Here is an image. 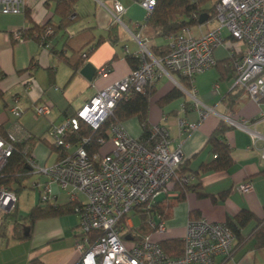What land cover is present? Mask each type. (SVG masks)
<instances>
[{
  "label": "built area",
  "instance_id": "obj_1",
  "mask_svg": "<svg viewBox=\"0 0 264 264\" xmlns=\"http://www.w3.org/2000/svg\"><path fill=\"white\" fill-rule=\"evenodd\" d=\"M139 1L147 15L157 3V0ZM26 4L27 0H0V10L21 13ZM124 11L123 3L115 0V21L122 22ZM214 21L215 24L201 34H194L190 27H185L168 35L169 51L162 57H155L146 42L140 40L137 69L97 91L75 116L50 125L48 132L52 142L66 150L54 162L38 167L32 147L29 143L25 145L24 150L29 151L27 162L33 173L47 177V181L32 182V187L40 188V200H54L51 183L57 182L77 204L75 210L81 232L76 236V245L80 255L74 264H214L217 256L232 254L236 237L227 223L203 217L188 220L183 252L176 256L166 253L160 242L149 235L143 239L124 236L128 215L135 212L136 207L150 206L161 193L170 195V185L176 179L190 183L195 178L193 174L178 173L183 161L182 149L180 144L172 146V134L165 124H152L149 137L144 139L129 134L122 122L113 123L109 137L100 139L103 144L100 152L93 155L88 153L87 137L76 144L67 139L69 133L79 128L81 120L98 128L119 99L128 97L131 89L143 90L148 81L168 75L177 86L184 88L179 76H189L193 82L197 74L215 67L218 61L215 48L227 38L235 41L227 44L234 85L253 100L264 97V0H217ZM14 36L22 38L18 30L14 31ZM112 63V60L105 62L99 73L108 74ZM191 95L201 117L213 111L212 107L200 102L194 88ZM53 107L54 103L47 99L34 103L32 112L36 117L47 116ZM9 109L17 119L7 135L0 134V170L13 152L14 142L30 136L18 120L22 108L15 104ZM226 119L241 127L247 125L246 120ZM179 125L183 131L196 126L185 119H180ZM239 188L250 190L252 183L246 181ZM17 202L15 189L0 182V220L15 210ZM156 216L157 220H152L151 225L154 231L164 232V219L159 214ZM98 231L101 233L96 235Z\"/></svg>",
  "mask_w": 264,
  "mask_h": 264
},
{
  "label": "crops",
  "instance_id": "obj_2",
  "mask_svg": "<svg viewBox=\"0 0 264 264\" xmlns=\"http://www.w3.org/2000/svg\"><path fill=\"white\" fill-rule=\"evenodd\" d=\"M114 1L77 0L75 15L79 18L64 33L57 34L47 46L32 38L18 39L14 36V31L33 25H42L48 20L57 23L59 15L56 12V0H27L25 9L21 13H4L0 10V89L4 93V98L0 99L1 127L8 130L17 119L9 109L10 106L17 104L23 110L18 120L30 134L48 132L52 123H58L65 118L63 110L69 104L80 108L97 91L123 78L132 70L126 54L133 53L140 56L141 41L146 42L147 47L149 42L144 27L148 15L139 0H119L123 3L125 11L121 15L122 22H118L120 27L125 28L123 29L125 39H128L127 36H132V41L121 42L123 34L121 28L119 29L120 39L116 44H113L109 38L103 39L91 51L86 61L92 62L97 67L92 80L79 71L67 83L72 69L50 51L51 46L56 45L60 48L67 36L74 35L83 27L92 26L97 36L106 37L109 26L115 22ZM207 20L191 26L192 32L201 34L215 24L214 19ZM154 42L163 44L167 43V40L166 37H157ZM226 48L227 44L215 48L217 60L228 57ZM110 60L113 61L112 70L106 75L100 74L99 68ZM49 67H53L54 70L53 82H51L52 75L48 71ZM215 67L217 69L215 73H211V79H208L206 86H204L203 75L207 70L197 74L192 82L200 102L213 108V111L204 117L200 116L199 108L195 105L191 95L192 87L190 91L183 86L185 95L163 107L157 103L161 95L177 85L168 75L157 80V92L151 97L149 121L151 124L163 123L170 129L173 138L172 146L180 144L183 161L188 165V172L197 170L202 162L213 158L214 155L206 147V141L221 120L230 123L226 117H231L236 120H246L247 124L246 127H241L230 123L233 126L225 132L224 138L231 146L233 166L228 170L197 174L193 180V187L186 190L184 198L177 201L171 209V214L164 218L166 230L164 232L153 230L148 234L157 241L164 238L183 239L192 210L197 211L194 213L199 215L198 218L224 222L229 217L235 216L242 208L252 210L260 218L264 217V175L260 173L264 167V100H253L243 91L238 109L232 110L227 107L223 97L231 91L235 92L239 87L234 85V72L222 79L218 66ZM49 85L52 86L53 92L48 90ZM80 95H83V99L78 100ZM47 99L54 103L53 108L56 111L53 116H45L47 117L45 128L38 133L29 126L26 112L32 111L34 103ZM77 100L78 103H76ZM32 117L38 118L35 115ZM136 118L140 124V131L131 129V125L136 124V121L131 119L126 123L125 129L139 137L142 135L143 126L139 118ZM180 119L195 123L196 126L190 131H183L179 125ZM53 153H55L54 156H52ZM56 158V152L48 147L46 164L54 162ZM29 180H31L30 184ZM35 180L44 182L47 181V177L32 173L26 182L27 187L30 185L32 187V182ZM246 181L252 183V188L243 191L239 187ZM51 186L55 197L49 202L40 200V188H38L41 204H63L71 201L65 189L57 182H52ZM226 189L231 191L225 199L217 197L218 199L214 200L210 195L218 196L219 192ZM199 191L208 194L200 195ZM178 193L179 190H172L169 196L173 197ZM162 195L163 193L158 198ZM135 217L136 220H134ZM154 219L157 220V216ZM138 223L137 213L132 212L128 215L126 229L135 228ZM256 226L255 220L245 226L242 229L245 239L237 245V239H235L232 254L227 257L217 256L214 264H264V248L257 249L251 238ZM25 232L30 234L22 239L0 235V264H32L33 259H39L43 264H74L80 255L76 236L81 229L76 212L39 218ZM126 235L129 238L133 237L130 234ZM190 264L203 263L191 262Z\"/></svg>",
  "mask_w": 264,
  "mask_h": 264
},
{
  "label": "trees",
  "instance_id": "obj_3",
  "mask_svg": "<svg viewBox=\"0 0 264 264\" xmlns=\"http://www.w3.org/2000/svg\"><path fill=\"white\" fill-rule=\"evenodd\" d=\"M57 7L56 12L59 15V21L54 23L52 20H48L42 25H33L26 29H19L22 38H32L38 41L40 44L47 46L60 32L64 33L67 28L75 22L79 17L75 15V4L77 0H56ZM217 0H157L156 5L152 12L147 16L144 27L146 29V35L149 40L148 48L155 57H162L168 53L169 47L167 43L156 44L154 39L157 37H167L172 33H176L185 27H191L193 25L200 24L199 16L203 13L208 14V20H213L215 16V4ZM206 22V21H205ZM50 28L51 32L48 33L47 29ZM120 23L118 21L113 22L108 28V34L106 37L102 35L97 36L94 32V27L87 26L81 28L74 35L67 36L60 48L56 45L50 47V51L53 52L58 59L66 63L71 69L72 74L69 77L67 83H69L75 75L79 72L82 66L86 63L91 51L105 38H109L113 44H116L119 39ZM70 51V52H69ZM126 59L132 69H137L140 65V56L133 53H127ZM216 66L220 71V78H225L230 73L234 72L233 65L230 57L218 60ZM48 71L52 75V81L54 78L53 67H49ZM181 84L190 89L192 87V80L189 76H179ZM157 79L148 81L143 90L131 89L128 97H122L116 103L112 113L105 118V120L99 125L98 128H93L87 122L81 120L78 129H75L67 135V139L76 144L78 141L87 137L89 139L86 144L88 153L93 155L99 153L103 144H101V138H108L110 134V127L113 123L123 122L129 117L136 116L139 118L143 126L142 135L140 138L146 139L150 134L151 123L149 121V111L151 97L157 92L156 88ZM237 87V86H236ZM243 89L239 88L235 92H229L223 97V101L226 106L232 110H237L241 103V94ZM185 95V91L179 86H174L166 93L161 95L157 99V103L160 106H165L176 98H180ZM4 98V93L0 89V99ZM260 100H264L262 97ZM186 104V103H185ZM73 104H69L64 110L65 117L75 116L77 113ZM233 125L221 120L213 132L209 135L206 141V147L214 155L212 159L202 162L197 170L188 172V165L182 161L178 173L193 174L195 177L200 172L228 170L234 164V159L231 155V146L225 140V132ZM0 134L7 135V130L0 126ZM31 133L29 137L24 140L15 141L12 154L8 157L6 163L0 170V182L5 183L11 188L15 189L18 196L20 192L27 188V180L31 177L33 171L31 170L27 156L29 151L24 150L27 143L33 148L36 141L41 140L52 150L55 151L57 157H60L66 153V150L62 146L55 145L50 142L44 135ZM260 173L264 175V167ZM194 180V179H193ZM193 187V181L190 183H184L180 179H176L172 182L170 189L179 190L178 195L169 196L164 193L157 198L150 206L136 207L135 212L138 215L139 223L133 227H128L124 233L130 234L134 239H143L146 235L154 230L151 225V221L159 214L160 218L164 219L171 214V209L175 203L184 198L186 190ZM231 189H226L218 193V196L210 194L214 200L225 199ZM200 195L208 193L199 191ZM76 202L69 201L63 204H53L40 202L30 207L28 213L25 216H20L18 212V202L14 211L6 213L0 220V235L3 237L13 238H26L30 233L25 234L27 229H30L31 225L39 218L59 215L66 212H76ZM197 211L192 210L190 218H198L199 215L195 214ZM257 222V226L251 236L254 240L255 247L257 249L264 248V217H258L252 210L248 208L240 209L235 216L229 217L226 221L227 225L234 232L237 239L236 245L240 244L245 235L242 233V229L252 221ZM101 232H96L99 235ZM163 249L171 256L180 255L184 248V239L181 238H164L159 241ZM32 264H43L39 259H33Z\"/></svg>",
  "mask_w": 264,
  "mask_h": 264
},
{
  "label": "rangeland",
  "instance_id": "obj_4",
  "mask_svg": "<svg viewBox=\"0 0 264 264\" xmlns=\"http://www.w3.org/2000/svg\"><path fill=\"white\" fill-rule=\"evenodd\" d=\"M120 28H121V33H123L122 34L121 42H123V41H126L127 42L129 40L132 41L131 40L132 39V36L131 37L130 36L129 37L127 36L128 39H125V37H124L125 36L124 35V30H123L125 28L123 26H121ZM234 42L235 41L232 40L231 38H227L223 45L226 46V44L234 43ZM119 47L122 48L121 46H119ZM216 69H217L216 67H212L211 69H209V70H207L205 72V75H203L204 73L202 74L203 75V78H204V83H205L204 86H206V84H208V79L210 80L211 79V76H212L211 73H215ZM51 87L52 86L49 85L48 86V88H49L48 90L50 92H53L52 89H51ZM212 87H213V85H212ZM189 90L191 91V89H189ZM186 94L189 95L188 93H186ZM82 96L83 95H80V98L78 100L83 99ZM78 100L76 101V103L79 102ZM55 111H56V109L53 108L51 110L49 116H51V115L53 116L55 114ZM32 115H34L32 111L31 112L30 111H27L26 112V118H27V121H28L29 126L31 128H33V130H35L38 133L42 132V130L45 128L44 125L46 123L45 120L47 119V117L40 116L37 119H35V118L32 117ZM130 119L132 121H136V124L135 125H133V126L131 125V129L132 130H137L139 132L140 131V124H139L138 119L136 118V116H132V117H129L126 120H124L123 121L124 127H126L125 125H126V123ZM126 130L133 137H135V138L138 137V135L132 134L130 132V130H128V129H126ZM44 135L50 141H52V137L50 136L49 132L46 131ZM47 151H48L47 145L43 141H41V140L36 141L35 144L33 145L32 154L37 159V166L38 167L39 166H44L46 164V162H47L46 161V153H47ZM54 155H55V153L52 154V156H54ZM30 183H31V180H29V184ZM38 193H39L38 187H35L34 188V187H31V185L29 187L23 189L20 192V194L18 196V212H19V215L20 216H25L28 213L30 207L33 206L34 204H36L37 202H39ZM134 220H136V217L134 218Z\"/></svg>",
  "mask_w": 264,
  "mask_h": 264
},
{
  "label": "water",
  "instance_id": "obj_5",
  "mask_svg": "<svg viewBox=\"0 0 264 264\" xmlns=\"http://www.w3.org/2000/svg\"><path fill=\"white\" fill-rule=\"evenodd\" d=\"M208 19V14L203 13L199 16V22L203 23ZM84 76H86L89 80H92L96 74L97 67L90 61L86 62L82 68L79 70ZM26 233V232H25ZM129 238V236H126Z\"/></svg>",
  "mask_w": 264,
  "mask_h": 264
}]
</instances>
